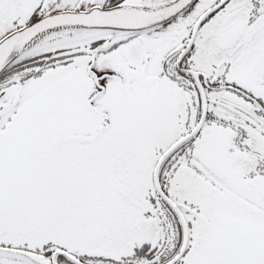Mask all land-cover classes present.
Here are the masks:
<instances>
[{
    "label": "snow or ice",
    "instance_id": "6c2138e0",
    "mask_svg": "<svg viewBox=\"0 0 264 264\" xmlns=\"http://www.w3.org/2000/svg\"><path fill=\"white\" fill-rule=\"evenodd\" d=\"M0 264H264V0H0Z\"/></svg>",
    "mask_w": 264,
    "mask_h": 264
}]
</instances>
